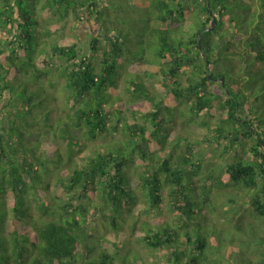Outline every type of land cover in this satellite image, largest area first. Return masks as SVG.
<instances>
[{"label":"trees","instance_id":"1","mask_svg":"<svg viewBox=\"0 0 264 264\" xmlns=\"http://www.w3.org/2000/svg\"><path fill=\"white\" fill-rule=\"evenodd\" d=\"M124 1L129 5L130 0ZM146 1L148 5L142 6L148 11L144 25L127 31L123 0H0V31L4 35L0 41V116L5 109L13 111V118L7 120L9 129L2 125L5 118L0 119V264H78L85 258L82 231L88 221L86 207L92 204L96 188L99 198L122 220L121 212L132 213L138 207V189L153 210L164 207L166 189L171 209L185 228L169 223L148 226V231L139 233L143 243L167 252L169 264L212 262L211 253L220 242L201 224L206 205L198 202L200 197L196 200L197 188L188 169L191 165L197 175L202 162L194 159L196 154L190 149L193 157L181 155L178 160L167 152L166 113L171 109L163 105L167 101L153 95L143 75L158 78L161 92L189 105L199 118L214 119L219 145L225 140L229 146L239 147L218 183L252 192L254 217L264 221V0ZM52 15L59 22L69 15L80 22L87 20L92 35L88 54L79 49L77 38L51 39V31L43 35L37 31L41 18L48 22ZM213 19L216 29L208 32ZM100 36L105 37V46ZM46 41L48 49L43 48ZM50 52L63 66L61 74L72 98L54 121L55 109L50 108L54 97L44 86L50 69H57L56 62L51 65L47 59ZM129 65L136 69L130 73L129 91L150 105L144 119L151 122L152 129L121 119L122 100L115 93L121 71ZM7 97L10 102L3 107ZM112 104L116 106L109 110L107 106ZM40 115L46 121L42 126L54 134L59 129L69 144L70 167L57 178L75 203L51 204L41 198L37 206L41 218L34 220L29 196L46 181L37 168L45 175L52 173L41 154L53 150V164L63 163L57 147L49 145L43 150L41 145L46 148L48 144L37 140L38 136L32 144V131L41 126ZM112 115L117 117L115 121ZM201 123L210 129L209 121ZM121 125L124 140L94 153L82 149L79 130L95 141L103 134L116 136ZM136 157L143 169L133 184L128 169L136 164ZM111 218L116 220L113 215ZM189 222H194L193 229ZM115 235L120 236L103 238L104 243L120 248L128 244L124 234ZM98 245H86L91 264H113L109 251L98 249ZM243 260L245 264H264V254Z\"/></svg>","mask_w":264,"mask_h":264},{"label":"rangeland","instance_id":"2","mask_svg":"<svg viewBox=\"0 0 264 264\" xmlns=\"http://www.w3.org/2000/svg\"><path fill=\"white\" fill-rule=\"evenodd\" d=\"M101 1L103 2L105 0ZM146 4L148 5L146 0H130L129 5H127L123 0V9L125 8L123 18L129 21L128 23H124L126 24L125 28L127 31L130 30L131 26L135 30L144 25L143 22H145L148 11L147 9H142V6ZM44 20V18H41L40 21L42 25L39 30H37L40 34L43 35L51 31V36L48 37L51 39L77 38L80 42L79 49L86 54L89 53L92 35L88 28L87 20H85V22H80L72 15H69L65 22H59L53 15L51 16V21L47 22ZM53 24H56V26H52ZM134 30L131 32H134ZM5 36H8L7 32ZM10 36L9 33V38H11ZM3 37V32L0 31V41L4 40ZM100 41L103 46L106 45L104 36H100ZM44 44L46 45H44L43 48L48 49L49 41H46ZM1 46L2 42H0V48ZM47 59L51 65L53 62H56L51 52ZM97 59L99 60L100 56H98ZM54 64H56L57 69L56 67L51 68L50 74L44 79V86L54 97V101H52L50 105L51 109H55L52 113V121L56 120L65 108L72 103V98L65 86L66 79L61 74L63 66L58 64V62ZM135 71L136 69L134 66L129 65L121 71L122 77L119 78L118 81V91L115 93V97L119 96L122 100L121 109L123 112L121 119L123 121L125 119L132 123L135 122L146 125L148 128L152 129L151 122L144 119V114L147 113L150 105L141 98L135 97L133 93L129 91L130 85L128 80H130V73H134ZM143 77L146 86L151 89L153 95L161 101H167V103H163V105L171 109L168 110V114L166 113L169 120L166 131L169 145L167 147V152L171 154L172 159L178 160L181 155H187L189 158L193 157V154L189 152L190 149L196 154L194 159H198V161L202 162V169L197 175L193 174L194 168H192L191 165H188V169L192 170V172H190L192 175L191 179L197 188V193H195L197 196L196 200L200 197L198 202L206 205L201 216V224L204 227L207 226L209 235L214 239H219L220 242L219 248L211 253L212 262L210 264H245L244 260L246 259L243 260L244 257L255 259L261 254H264V241L262 240L264 238V221H259L254 217V212L250 206V199L253 195L252 192L225 188L218 183L222 177L224 178L226 167L232 159L231 156L237 154L239 147L229 146L228 141L225 140L222 145H219L215 138L217 124L214 119H210V117L207 116L199 118L192 113L189 105L177 103L176 99L169 96L167 92H161L159 89L161 81L158 78L145 77L144 75ZM182 82L183 86H186V77L182 79ZM9 102L8 97L5 98L2 101V106L6 107ZM115 106L116 104H112L107 107L109 110H114L113 107ZM5 110V114L0 116V119L2 120L3 117L5 118V120L2 121V125L4 128L9 129L10 125L7 120L13 118V111L11 109ZM42 117V115L39 116L41 126L32 131V133H34L32 144H36L37 140L41 141L46 146L48 144L46 148L41 145V148L45 151L48 149L49 145L57 147L63 157V163L60 166H55L53 164V160L51 161V159L53 157L56 158V156L52 154L53 150H49L51 151L49 154L46 152L41 154L43 159L48 160L46 162L48 167H51L52 173L45 175L42 168H37L46 181L37 185L38 190H33L29 196L30 214L31 218L34 220H39L41 218L37 211V206L38 203L41 202V198H46L51 204L57 202L61 205L75 203L71 201L72 194H68V192H65L63 188L60 187V182L57 178L59 173L63 171L66 173L70 167L68 162L69 156L71 155L69 144L65 137H61L59 129H57L55 131L56 134H54V130L42 126L46 122ZM112 118L114 121L117 119L115 115H112ZM204 121H209L211 123L210 129L202 125L201 122ZM76 133L83 144L82 149L88 153H94L108 144H116L125 139L122 125L116 136H106L103 134L95 141L90 140L82 129ZM160 134H163V132ZM37 136L38 139L36 140ZM153 148L158 152L156 146ZM72 157L75 158L76 155L74 154ZM157 159L158 157L153 162L154 164L158 161ZM135 160L136 164L131 169H128V172L134 179L133 184L136 183L138 174L143 169L141 162L138 161L139 159L136 157ZM138 190V196L141 197L138 207H136L132 213L121 212L120 214H123L125 217L122 220L120 219L119 213L111 206H107L103 200L99 198L100 193L96 188L92 204L86 207L88 213L85 215L88 221L85 223L82 231L83 244H81V248L83 252H85V258L82 260L80 259L78 264H91L92 257L86 256L87 250L85 248L86 245L91 246L94 243L99 244L97 246L98 249L109 251L114 258L113 264H169V254L147 247L143 243L141 234L139 233L148 231L147 228L149 227H165L168 223L173 227L185 228V223H183L171 209L168 191L166 189L163 190L165 199L164 207L161 210L149 208L147 200H145V197H142V190ZM205 192L207 194H205ZM55 199H59V201H55ZM8 209L10 211V218L13 219V211L10 205ZM64 213H66V211H64ZM111 215L115 217V221L113 220L114 218H111ZM195 221L199 222V219ZM194 222H189L191 229H193L195 225ZM115 226L119 227V231L116 232ZM115 234H124L128 244L120 248L117 244L104 243L103 238L113 239L112 235H114L115 238L120 236H116ZM220 246L223 248H220ZM241 251L244 252V255Z\"/></svg>","mask_w":264,"mask_h":264},{"label":"water","instance_id":"3","mask_svg":"<svg viewBox=\"0 0 264 264\" xmlns=\"http://www.w3.org/2000/svg\"><path fill=\"white\" fill-rule=\"evenodd\" d=\"M207 9L210 10V6L209 5L207 6ZM216 26H217V21H216V19H213L212 20V26L209 29H207V31L208 32L209 31H214L216 29ZM201 43H202L201 38H199L198 44H199L200 49H201Z\"/></svg>","mask_w":264,"mask_h":264}]
</instances>
